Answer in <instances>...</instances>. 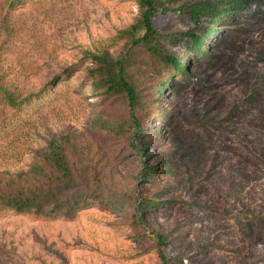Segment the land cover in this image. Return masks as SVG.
<instances>
[{
	"label": "rangeland",
	"instance_id": "1",
	"mask_svg": "<svg viewBox=\"0 0 264 264\" xmlns=\"http://www.w3.org/2000/svg\"><path fill=\"white\" fill-rule=\"evenodd\" d=\"M146 1L157 44L188 72L159 96L170 70L130 52L125 34L145 10L138 0H0V196L65 141L100 200L72 220L0 206V264H162L158 251L167 264H264V0ZM182 4L220 18L202 55L164 39L192 27ZM127 54L143 155L111 129L127 101H102L86 79L96 57Z\"/></svg>",
	"mask_w": 264,
	"mask_h": 264
},
{
	"label": "trees",
	"instance_id": "2",
	"mask_svg": "<svg viewBox=\"0 0 264 264\" xmlns=\"http://www.w3.org/2000/svg\"><path fill=\"white\" fill-rule=\"evenodd\" d=\"M138 1L145 10L138 24L132 25L125 34L133 37L130 52H134L137 48L145 50L156 57L163 66L165 65L164 68L170 70V73L166 74V80L160 82L158 90L154 91L159 96L169 84L173 74L187 75L188 72L183 65L185 60L176 59L157 44V39L163 38V35L151 24V16L155 12L153 2ZM212 12L199 4H182L177 8V13L188 14L193 28L190 27L183 33L166 34L164 39L168 37V44L181 49L183 56L195 52L202 55L201 46L214 33L212 27L220 20L219 17L212 15ZM202 17L207 20L206 26L203 25ZM133 59L128 54L114 60L106 56L96 57V66L87 71L86 79L93 93L103 97L102 101L108 99L127 101L131 107L128 119L117 126L111 124V129L118 135H130L131 142H136L139 147V150L135 147L134 149L143 155L146 144L133 111V107L141 105L129 72ZM157 101L160 102L161 99ZM72 149L68 142L51 141L44 151L36 154V159L27 172L19 173L8 181L7 193L0 196V206L17 215H33L50 220H72L79 212L100 202L89 172L80 170L79 164L70 159ZM162 173L165 174L164 168ZM150 174L153 175L151 172ZM145 176L148 177L149 174ZM152 205L153 202L141 200L139 210L149 211ZM156 237L160 247L166 246V242L159 235ZM158 252L162 264H167L166 258L160 251Z\"/></svg>",
	"mask_w": 264,
	"mask_h": 264
}]
</instances>
